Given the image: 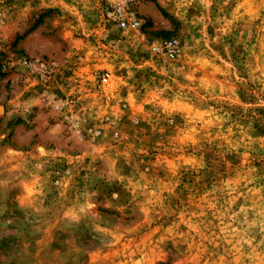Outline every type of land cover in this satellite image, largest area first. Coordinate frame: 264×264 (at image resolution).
Returning a JSON list of instances; mask_svg holds the SVG:
<instances>
[{
  "label": "rangeland",
  "instance_id": "rangeland-1",
  "mask_svg": "<svg viewBox=\"0 0 264 264\" xmlns=\"http://www.w3.org/2000/svg\"><path fill=\"white\" fill-rule=\"evenodd\" d=\"M0 264H264V0H0Z\"/></svg>",
  "mask_w": 264,
  "mask_h": 264
},
{
  "label": "built area",
  "instance_id": "built-area-1",
  "mask_svg": "<svg viewBox=\"0 0 264 264\" xmlns=\"http://www.w3.org/2000/svg\"><path fill=\"white\" fill-rule=\"evenodd\" d=\"M127 5L124 1L116 3V8L111 15H114L117 21L118 27L124 31H135L139 28V21L133 16L127 13ZM167 52L170 56H173L175 46L172 43L166 44ZM109 80V74H105L102 78L103 83H107Z\"/></svg>",
  "mask_w": 264,
  "mask_h": 264
}]
</instances>
